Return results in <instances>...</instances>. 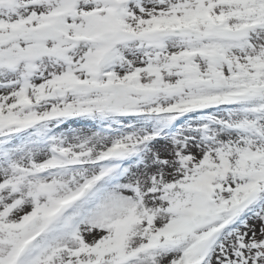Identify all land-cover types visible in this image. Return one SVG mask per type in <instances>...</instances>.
Instances as JSON below:
<instances>
[{
  "label": "rangeland",
  "instance_id": "1",
  "mask_svg": "<svg viewBox=\"0 0 264 264\" xmlns=\"http://www.w3.org/2000/svg\"><path fill=\"white\" fill-rule=\"evenodd\" d=\"M208 1L0 0V27L7 32L0 35V106H14L18 94L30 102L25 109H14L22 125H7L13 138L0 154V264H180L188 245L202 236L190 231L171 237L176 229L167 230L183 219L181 208L190 199L181 187L204 177L221 190L217 198L225 199L246 185L235 172L237 158L231 153L247 147L264 155V111L255 114L232 104L186 116L170 112L195 94L183 87L181 69L169 68L171 57L184 49L190 36L172 30L138 39L146 20L173 12L182 18ZM211 1L216 17L237 5L236 0ZM10 2L14 8H8ZM71 3L75 17L68 15ZM230 19L224 28L200 29L191 36L219 49L188 58L192 73L211 89L210 96L231 97L233 75L264 59V23L244 41H214L218 32L238 30L241 23ZM108 25L117 43L98 50L87 71L92 77L99 69L109 72L127 104L107 111L109 118L97 112L60 123L48 119L53 109L79 115L97 105L95 92L84 83L85 61L94 44L103 43L93 36L94 27L103 31ZM33 28L41 34L22 37ZM102 55L105 60L97 68ZM179 64L185 67L184 61ZM130 74L136 76L133 84L129 80L132 86L122 84ZM74 76L77 80L70 83H82L76 91L53 87ZM35 92L40 93L36 101ZM109 95L104 102L100 95L101 105L111 103ZM115 149L127 150L119 165L120 157H112ZM99 159L105 161L96 164ZM34 170L41 174L32 175ZM103 177L109 182H101ZM84 187L89 192L80 198ZM60 202L69 207L68 213L44 230ZM261 208L244 210L231 233L197 264H264V203ZM152 235L158 237L156 243ZM29 236L32 241L13 260L20 241Z\"/></svg>",
  "mask_w": 264,
  "mask_h": 264
},
{
  "label": "trees",
  "instance_id": "2",
  "mask_svg": "<svg viewBox=\"0 0 264 264\" xmlns=\"http://www.w3.org/2000/svg\"><path fill=\"white\" fill-rule=\"evenodd\" d=\"M260 1H262L263 3L258 6L257 12L252 13V20L253 21L255 20L254 23H256L257 21H260L264 18V0H260ZM260 65L263 66V69H259V68L256 69L255 75H252V76L247 75V78L252 83L251 84L252 86L253 85H256V87L259 86V81L264 78V61L261 62ZM192 80H193V82H192L193 85L198 83L197 79L193 78ZM256 93H263L264 94V86L260 87V89H258V91ZM97 101H98V99H97ZM97 101H94V102H97ZM0 118L2 121L4 120L1 117V115H0ZM241 156H244V155L241 154ZM260 186H263V185H259L256 188H250L247 191H241L240 192L241 197L246 199L248 197V195H251V196H253V198H260L264 194V190H262ZM239 198L240 197L238 196L237 199H239Z\"/></svg>",
  "mask_w": 264,
  "mask_h": 264
},
{
  "label": "water",
  "instance_id": "3",
  "mask_svg": "<svg viewBox=\"0 0 264 264\" xmlns=\"http://www.w3.org/2000/svg\"><path fill=\"white\" fill-rule=\"evenodd\" d=\"M246 31H242V32H239V33H235V34H224L223 36H229V37H234V38H240V37H243L245 35ZM122 104V100L120 98L119 95H117L115 93V101H114V105L113 106H120Z\"/></svg>",
  "mask_w": 264,
  "mask_h": 264
}]
</instances>
